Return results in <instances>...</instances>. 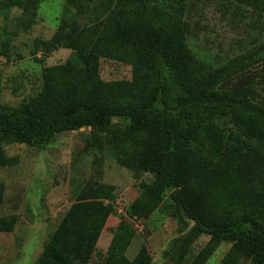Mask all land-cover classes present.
Masks as SVG:
<instances>
[{
	"label": "trees",
	"instance_id": "obj_1",
	"mask_svg": "<svg viewBox=\"0 0 264 264\" xmlns=\"http://www.w3.org/2000/svg\"><path fill=\"white\" fill-rule=\"evenodd\" d=\"M5 1L22 10L25 24L40 2ZM66 1L79 15L97 2L103 16L81 28L64 21L52 38L37 41L44 55L60 47L71 54L64 64L43 68L35 95L15 108L0 105V168L14 164L4 145L41 146L59 133L102 131L114 118H128L125 131L111 135L116 159L155 179L142 183L128 216L143 218L171 191V202L194 223L171 252L173 264H184L201 234L210 243L187 264H205L220 242L233 244L235 260L264 264V99L248 75L264 62V43L213 67L187 45V0ZM249 4L264 8V0ZM101 59L130 65L132 80L104 81ZM4 188L0 182V206ZM114 200L113 186L85 183L35 264H89L116 213ZM16 222L15 215L0 217V232H11ZM133 237L122 218L101 264H154L145 245L133 259L126 256Z\"/></svg>",
	"mask_w": 264,
	"mask_h": 264
},
{
	"label": "rangeland",
	"instance_id": "obj_2",
	"mask_svg": "<svg viewBox=\"0 0 264 264\" xmlns=\"http://www.w3.org/2000/svg\"><path fill=\"white\" fill-rule=\"evenodd\" d=\"M90 6L92 12L79 15L66 0H40L33 22L25 24L21 9L0 1V105L19 106L40 90L44 67L68 60L71 50L60 47L44 55L36 51V43L52 38L64 21L81 28L100 20L98 3ZM183 25L193 54L213 67L264 43V8L254 7L249 0H187ZM100 75L104 81H131L132 67L101 59ZM248 75L258 82L256 90L264 99V62ZM128 124V118L116 117L106 130L66 131L41 146L4 145L14 164L0 168V182L5 185L0 217L15 215L17 222L11 232H0V264H35L75 202L77 191L92 179L113 186L116 213L108 218L89 264L103 262L122 218L134 232L125 251L129 259L145 245L154 264H173L171 252L189 236L194 223L171 202V191L143 218L128 216L126 209L141 195L142 183L155 180L151 174L121 166L116 159L118 144L111 135L125 131ZM210 240L207 234L198 236L184 264ZM232 246L220 242L205 264H252L244 258L235 260Z\"/></svg>",
	"mask_w": 264,
	"mask_h": 264
}]
</instances>
